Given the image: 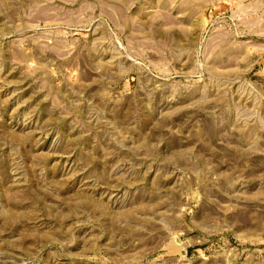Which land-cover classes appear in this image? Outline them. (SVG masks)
<instances>
[{
    "label": "rangeland",
    "instance_id": "obj_1",
    "mask_svg": "<svg viewBox=\"0 0 264 264\" xmlns=\"http://www.w3.org/2000/svg\"><path fill=\"white\" fill-rule=\"evenodd\" d=\"M0 264H264V0H0Z\"/></svg>",
    "mask_w": 264,
    "mask_h": 264
}]
</instances>
